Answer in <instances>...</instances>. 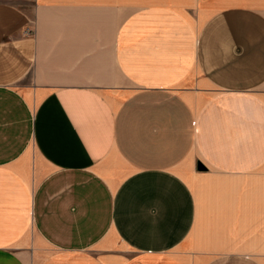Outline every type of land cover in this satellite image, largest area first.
Returning a JSON list of instances; mask_svg holds the SVG:
<instances>
[{
  "label": "crops",
  "instance_id": "1",
  "mask_svg": "<svg viewBox=\"0 0 264 264\" xmlns=\"http://www.w3.org/2000/svg\"><path fill=\"white\" fill-rule=\"evenodd\" d=\"M0 264H264V0H0Z\"/></svg>",
  "mask_w": 264,
  "mask_h": 264
},
{
  "label": "water",
  "instance_id": "2",
  "mask_svg": "<svg viewBox=\"0 0 264 264\" xmlns=\"http://www.w3.org/2000/svg\"><path fill=\"white\" fill-rule=\"evenodd\" d=\"M200 168H201V169H203V167H202V166H200Z\"/></svg>",
  "mask_w": 264,
  "mask_h": 264
},
{
  "label": "rangeland",
  "instance_id": "3",
  "mask_svg": "<svg viewBox=\"0 0 264 264\" xmlns=\"http://www.w3.org/2000/svg\"><path fill=\"white\" fill-rule=\"evenodd\" d=\"M205 168H203V170H204Z\"/></svg>",
  "mask_w": 264,
  "mask_h": 264
}]
</instances>
